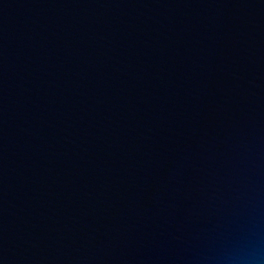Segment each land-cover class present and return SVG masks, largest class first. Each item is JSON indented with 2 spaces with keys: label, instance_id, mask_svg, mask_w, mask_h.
I'll use <instances>...</instances> for the list:
<instances>
[{
  "label": "water",
  "instance_id": "1",
  "mask_svg": "<svg viewBox=\"0 0 264 264\" xmlns=\"http://www.w3.org/2000/svg\"><path fill=\"white\" fill-rule=\"evenodd\" d=\"M0 264H264V0H0Z\"/></svg>",
  "mask_w": 264,
  "mask_h": 264
}]
</instances>
